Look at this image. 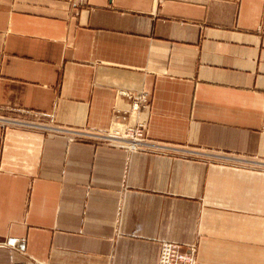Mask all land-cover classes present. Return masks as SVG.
<instances>
[{"label": "crops", "instance_id": "1", "mask_svg": "<svg viewBox=\"0 0 264 264\" xmlns=\"http://www.w3.org/2000/svg\"><path fill=\"white\" fill-rule=\"evenodd\" d=\"M120 90L164 153L78 137ZM161 241L264 264V0H0V264H155Z\"/></svg>", "mask_w": 264, "mask_h": 264}, {"label": "built area", "instance_id": "2", "mask_svg": "<svg viewBox=\"0 0 264 264\" xmlns=\"http://www.w3.org/2000/svg\"><path fill=\"white\" fill-rule=\"evenodd\" d=\"M117 97L126 101L125 109L114 108L111 112V124L106 130L94 133H78L96 142L113 145L127 153H164L166 147L153 142L145 135V123L140 119L149 108V96L145 92L118 91ZM21 240L7 238L4 246L15 248ZM194 245H179L173 242L161 241L155 264H198L195 261ZM10 264H27L10 260ZM40 264V263H33Z\"/></svg>", "mask_w": 264, "mask_h": 264}, {"label": "rangeland", "instance_id": "3", "mask_svg": "<svg viewBox=\"0 0 264 264\" xmlns=\"http://www.w3.org/2000/svg\"><path fill=\"white\" fill-rule=\"evenodd\" d=\"M180 245V244H179ZM158 254V253H157ZM157 258V257H156Z\"/></svg>", "mask_w": 264, "mask_h": 264}]
</instances>
